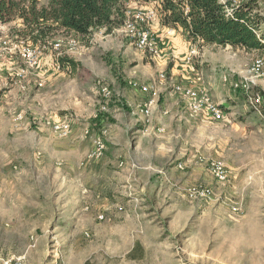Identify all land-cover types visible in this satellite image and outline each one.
<instances>
[{
    "label": "rangeland",
    "instance_id": "374dc122",
    "mask_svg": "<svg viewBox=\"0 0 264 264\" xmlns=\"http://www.w3.org/2000/svg\"><path fill=\"white\" fill-rule=\"evenodd\" d=\"M6 4L10 7L8 15L5 21L0 20V264H264V99L258 106L250 101L251 95L262 97L264 77L248 81L249 93L222 82L223 76L244 81L249 64L264 53L196 46V57L186 61L187 71L200 77L207 74L209 81L218 85L217 97L225 102L221 105L222 119L207 116L197 121L200 127L191 134L195 142L192 155L206 170L210 161L223 163L227 179L223 184H201L211 187L213 196L192 201L185 195L175 203L174 211L168 212L167 219L160 216L159 209L162 203L170 202L171 206V201L155 200V238L147 236L129 246L120 245L119 249H130L120 253L111 241L96 238L87 224L88 209L82 207L77 212L70 204L71 195L65 199L64 194L61 206L56 177L60 165L53 156L51 140L52 135L59 136L53 126L66 121L71 132L72 121L81 119L61 110V93L56 88L65 80L67 88L94 89L98 108V103L117 97L116 91L125 85V74L137 72L144 79L154 77L155 88L161 80L183 107V97L175 90L181 82H173L171 74V38L178 33L167 35L164 42L168 46L160 45L154 58L125 36L123 22L108 34L101 29L81 37L61 31L50 36L51 41H60L59 55L49 48L31 65L22 56L23 48L39 44H34L29 34L32 27L20 15L28 2L20 1L14 9L8 1ZM46 4L47 0H37L38 8ZM121 4L124 12L138 6L157 9L155 2L147 5L122 0ZM158 19L156 27L166 31ZM166 47L165 63L157 64ZM183 56L186 59L187 54ZM61 57L78 65L59 63L60 69H56L55 62ZM202 59L206 61L201 63ZM93 67L100 72L111 67L114 74L104 81L94 77ZM52 74L59 78L57 84L50 79ZM133 79L126 81L129 84ZM150 80L142 87L149 89ZM103 88L109 92L106 100ZM159 98L156 105L164 99ZM194 116L186 113L185 118ZM155 185L161 188L159 183Z\"/></svg>",
    "mask_w": 264,
    "mask_h": 264
},
{
    "label": "crops",
    "instance_id": "0c3cea01",
    "mask_svg": "<svg viewBox=\"0 0 264 264\" xmlns=\"http://www.w3.org/2000/svg\"><path fill=\"white\" fill-rule=\"evenodd\" d=\"M249 1L256 5L252 13L261 17L256 34L258 37H264V0ZM156 4L158 6V3ZM157 24L158 22L154 24V29L163 47L168 44L164 42L167 35L178 33L176 38H171L174 47V66L171 69L173 82L203 88L217 103L223 105L224 99L217 97L218 85L214 86L207 74L200 77L187 71L188 66L183 55L186 56L193 44L183 30L162 25L166 30L164 31L160 27L157 28ZM198 45L202 49L218 47L201 45L200 42L194 44ZM218 48L244 50L230 46ZM163 49L162 55L156 60L160 65L165 63L167 54L164 52L169 48ZM254 51L264 53L260 50L247 52ZM225 55L222 56L224 60L227 57ZM203 61L206 60L202 59L200 62ZM123 66L126 67L125 64ZM110 68H106L107 72H100L101 70L93 67L94 77L105 81L106 76L114 74ZM51 76L50 79H55L57 84L59 78L53 77V74ZM132 78L135 81L128 84L127 81ZM150 79H144L141 73L137 72L134 75L125 74V85L116 91L117 97L104 101L106 111L100 110L99 103V109L97 108L93 96L94 89L89 90L85 86L67 88L65 80L56 88L57 92L61 93V110L70 111L81 119L72 121V129L67 137L52 135L51 139L54 141L53 156L60 165L56 170V177L57 187L59 185L57 192H61V206H64L65 199L71 195L70 204L77 212H80L82 207L88 209L87 224L94 231L96 238L105 243L111 241L115 245L113 248L120 250V253L130 250L119 249L120 245L129 246L130 242L146 239L147 236L150 239L155 238V200L159 203L166 202L167 199L171 201V206L168 207L170 202H166L162 203L159 209L160 216L167 219L168 212L176 208L175 203L184 199L188 186L214 182L208 170L197 163L196 157L192 155L195 142L191 134L195 128L200 127L197 121L202 122L207 115L197 114L194 118H185V103L183 102V107H179L174 91H167L168 88H164L166 84L161 80L155 88V78ZM146 80H150V83H146L149 89L143 91L142 88L145 87L142 86ZM160 95L164 99L156 105ZM147 103L156 106L148 123L139 113V107ZM160 128L162 131L158 132ZM85 129L88 134H85ZM45 141L52 143L46 138ZM95 141L104 145L102 155L97 158L91 157L95 150ZM178 163L183 164V170L178 169ZM156 183H159L161 188H158ZM188 210H192L190 206ZM100 215H103L105 220L98 221Z\"/></svg>",
    "mask_w": 264,
    "mask_h": 264
},
{
    "label": "trees",
    "instance_id": "16d2710c",
    "mask_svg": "<svg viewBox=\"0 0 264 264\" xmlns=\"http://www.w3.org/2000/svg\"><path fill=\"white\" fill-rule=\"evenodd\" d=\"M6 1L11 9L18 8L20 1L28 2L27 9L21 11L20 15L25 24L32 27L29 34L36 45L51 41L50 36L61 31L81 37L90 36L101 29L108 34L124 21L122 0H47V4L40 8L37 0H1V21H5L9 12L10 7ZM129 1L140 4L159 2L161 25L175 30L182 29L192 43L264 51V37L256 34L261 17L252 13L256 5L250 1L234 9L232 17L225 15L224 6L219 0H191L187 14H184L181 2L176 0ZM59 63L71 67L78 65L67 57H61ZM260 94L264 96L263 92Z\"/></svg>",
    "mask_w": 264,
    "mask_h": 264
},
{
    "label": "built area",
    "instance_id": "2783aa9c",
    "mask_svg": "<svg viewBox=\"0 0 264 264\" xmlns=\"http://www.w3.org/2000/svg\"><path fill=\"white\" fill-rule=\"evenodd\" d=\"M176 1L181 2L183 12L184 14H187L191 0ZM247 1L249 0H219L224 6V13L227 17H232L234 9ZM155 3H158L157 9H151L148 6H138L134 9H127L124 12L123 21V33L125 36L135 44L137 49L147 52L154 58L157 57L160 52V40L154 30V24L160 17L158 14L160 3ZM192 44L193 45H191L186 56V61L188 62H191L197 54L196 46H194L195 43ZM60 47L61 44L59 40L47 41L44 44H39L37 47L25 46L22 51V56L27 63L32 65L36 63V60L43 51L50 48L58 53ZM57 55H59V53ZM55 67L56 69H60L59 62H55ZM246 77L247 78H245L244 81H235L232 77L223 76L222 82L224 84H229V86L235 90L243 89L245 92L249 93L248 81L254 77H264V56H259L253 59L246 69ZM142 90L146 91L147 88H142ZM175 90L182 95L186 106L185 110L188 115L194 116L197 114H204L216 121L222 119L224 111L221 109V105L212 99L207 90L194 87L192 84H177ZM102 91L105 98L104 100H106L109 96V92L106 88H103ZM250 101L253 106H258L261 105L262 97L258 94L251 95ZM100 110L106 111V105L100 104ZM154 111L155 107L152 103L143 104L139 107V113L147 123L151 121ZM18 119L20 120L21 117H18ZM53 129L55 133L62 138H65L70 134V125L66 121H59L53 126ZM157 131L161 132L162 129L160 128ZM85 134H88V130H85ZM94 144L95 150L91 153V157L97 158L102 155L104 145L100 141H95ZM177 167L180 170L184 169L182 163H178ZM208 171L216 184H223L227 179L226 168L224 164L219 161H210L208 163ZM186 196L192 201L206 200L213 196V190L209 186L191 185L186 188ZM99 219L103 220L104 217L101 215Z\"/></svg>",
    "mask_w": 264,
    "mask_h": 264
}]
</instances>
